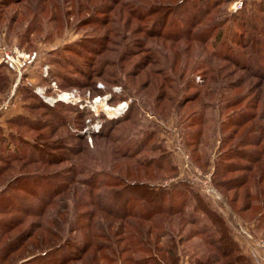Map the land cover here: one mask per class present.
<instances>
[{
    "label": "rangeland",
    "instance_id": "374dc122",
    "mask_svg": "<svg viewBox=\"0 0 264 264\" xmlns=\"http://www.w3.org/2000/svg\"><path fill=\"white\" fill-rule=\"evenodd\" d=\"M181 1L0 0V63L5 53L16 61V67L10 70L0 67V106L6 100L11 102L8 110H0V134L7 136L8 141L12 135L17 137L21 134L31 143H44L45 150L53 156L50 162L44 163L12 162V168L0 161V166L6 168L0 174V190L9 181L15 186L3 191L0 197L6 200L11 192L30 196L22 191V187L31 184L21 179V175L27 173L60 172V180L68 182L69 176L76 179L65 192L60 191L54 196L57 202L46 208L43 218L28 217L29 220H42L51 231L57 232V237L46 232V247L68 238L71 241L83 240L90 231L97 234L95 244L90 246L82 260L74 259L66 264H121L117 251L121 252L125 247L129 249L127 223H137L135 219H126L122 237H115L124 241L113 244V239L110 241L113 247L97 251L98 246L102 247L100 245L107 242L104 238L106 230L113 233L119 222L103 212H94L95 204L88 200V195L93 199V192L90 190L88 193L80 180L87 175H75L73 168L84 165L89 169L127 174L130 182L146 180L168 184L175 178L170 168L146 169L140 163L164 151L170 152L178 164L177 176L189 178L194 188L227 220L232 232L238 233L234 235L235 239L241 248L245 244L253 262L264 264V220L260 217L264 212V76L259 75L264 61L259 63L252 56L254 48L264 54V34L259 33V30H264L259 27L260 21L264 27V4L263 7H255L256 2L263 0H240L242 6L245 2L243 8L249 13L247 21L253 40L249 47L251 40L247 38L245 42L241 39V44L230 43L234 26L232 18L236 14L241 18L240 12L244 10L236 5L239 0H224L210 14L213 21L223 22V28L228 31L222 39L227 40L228 47L232 44L230 50L234 57L241 62L246 61L247 69L233 61L215 57L211 41L202 43L180 39L172 42L147 33L148 27H152L168 3L181 10L183 19H178L183 30L189 23L187 14L193 7L183 4L186 0ZM181 4L186 6L184 12L180 9ZM150 7L152 16L139 18ZM253 8L256 14H252ZM153 26L158 28L157 23ZM217 34L214 33V40ZM222 51L226 52V49ZM85 58L87 65L83 61ZM163 92L166 98L161 101L158 96ZM63 94H68L67 100L61 97ZM185 95L191 97L182 103ZM100 100L112 108L122 107L121 111L109 115L106 110L96 107ZM205 102L211 105L206 111ZM127 112H130L127 118L112 125L113 120ZM241 112L250 119L241 125H233L239 116H243ZM199 113L204 115L205 122H202L204 118L199 120ZM243 119L245 121L246 116ZM111 125L110 135L94 134ZM147 135L150 138L148 144L135 159L120 155L118 137H122L123 142L125 136H130L135 142ZM121 149L124 151L122 146ZM235 149L238 152L244 150L250 156L259 155L260 161L251 164L238 155L225 157L224 164H251L254 169L245 173L241 169L234 170L239 168L237 166L225 170L220 166L219 171L213 174L216 152L225 155ZM243 174H247L248 182L242 185L213 183V179L215 182H230ZM195 176H198L199 183L193 180ZM112 201L106 198L104 203ZM76 213L84 216L78 219ZM9 215L27 217L20 212L7 211L0 213V218ZM235 216L251 238L247 239L235 230ZM181 217L179 214L169 217L179 226H169L172 233L163 236L160 243L165 244L174 237L178 243L175 251L180 258L179 264H190L191 259L203 254L204 237L197 235L196 227L185 219L178 223ZM77 223L81 228L76 227ZM27 224L23 223L14 232ZM147 231V237L152 240L158 233L152 231L150 236L151 230ZM86 239L91 240V237ZM27 245L22 253L0 260V264H19L27 260L37 249ZM131 250L124 256L133 255L135 259L148 256L146 252L135 254ZM73 251H60V257L71 255ZM96 256L99 258L95 259ZM50 260L46 262L49 264Z\"/></svg>",
    "mask_w": 264,
    "mask_h": 264
},
{
    "label": "trees",
    "instance_id": "16d2710c",
    "mask_svg": "<svg viewBox=\"0 0 264 264\" xmlns=\"http://www.w3.org/2000/svg\"><path fill=\"white\" fill-rule=\"evenodd\" d=\"M181 2H183V0ZM220 2H224V0H186L183 4L186 6H192L193 9L187 14L189 23L183 30L178 19H183V16L180 15L181 10H176L178 6L175 7V4L168 3L167 7L162 8L163 12L157 16V19L153 22L152 27H148L147 33L163 37L166 41L172 42H177L180 39L193 42L200 41L202 43H209L211 41L210 43L213 47L212 54L215 57L233 61L241 68L247 69L246 61L241 62L238 58L234 57V54L230 50L232 44L228 47L229 45L227 40L222 39L225 32L228 31L223 28V22L216 21V23L212 20V18H210V14L213 13L215 6L219 5ZM183 4L180 5V9L184 12L186 6ZM244 4L245 2L243 1L241 9L244 7ZM263 4L264 0L258 1L255 3V7L259 5L263 7ZM243 9L244 10L240 12L242 16L241 18L238 17L237 14L232 18L231 24L234 26L232 27L233 33L230 43L241 44V39L245 42L244 39L247 38L248 40H251L247 45V47H249L250 44L253 43L250 32L251 28L248 26L247 21L249 13L245 10V8ZM251 11L252 14H256L255 8ZM151 14L150 7L147 11H144L139 18H144L145 16V18H147L152 16ZM206 22H209L210 24L204 25ZM156 23L158 24V28L153 26L156 25ZM167 25H169L168 29L166 28ZM261 25L262 21H260L259 27L260 29H264ZM247 27L249 28V31L246 30ZM253 28L255 29V26ZM215 32H218V34L214 40L213 38ZM259 33L264 34V30H259ZM205 35H208V37L206 38ZM259 40L262 42V39ZM242 45L244 46V44ZM218 47H220V50L221 48L222 50L225 48L226 52L218 50ZM252 51V56L256 57L259 60V63L264 61V54H262L259 49L254 48ZM242 57L243 56L241 55L240 58ZM85 60L87 59L85 58L83 60L87 65ZM0 67L10 70L9 65L5 62H1ZM261 67L263 70L259 68V75L264 76V63ZM24 88L30 90L29 88ZM159 94L160 96L158 97L161 101L166 98V94L164 92ZM190 97L191 95L183 96L182 103L188 101L187 98L189 99ZM208 102H205L203 105L204 111L211 106ZM129 114L130 112H127L121 118L113 120L112 125L116 121H121V119L127 118ZM240 114L246 116V120L244 121L243 116L241 115L239 116L240 119L237 118L238 120L234 122L233 125H241L246 122L247 119H250L249 116L247 117L246 113L241 112ZM55 116L59 118L58 112H55ZM199 117V120H201L204 118V115L199 113ZM202 122H205V118ZM112 125L109 126L108 129L100 132L98 131L94 134L98 136L108 135ZM221 135L222 134L220 133V138L222 139ZM148 139L150 138L147 135L146 137L137 139L134 142L130 136H125V139L121 142L122 137H118V150L120 155L128 159H135L147 146L149 141ZM9 141L13 144H10ZM9 141L7 140V136L2 133L0 134V142L3 144V146L0 147V161L3 162V165L9 166V168H12V162H22L23 164L36 162L44 163L50 162L53 157L45 150L46 146L44 143L38 141L31 143L28 140H25L21 134H18L17 137L12 135ZM120 144H122L121 146L124 151L121 149ZM216 153L217 157L212 163V166H214L213 174H216L219 171L220 166H222L223 170L228 169V167L237 166L239 168L234 170L238 171L241 169L245 173L246 171L248 173L254 169L250 165L260 161L259 155L253 154L250 156V154L245 153L244 150L238 152V149H235L231 153H227L225 155L220 152ZM236 156H240L246 160L248 159L251 164L244 165L234 164L231 162H225L224 164L225 157L233 158ZM169 158L172 159V161ZM140 163L141 166L144 165L146 169L149 167L158 169L166 167L170 168V171L175 175L174 181L168 184L150 182L146 180L130 182L127 179V174L124 175L119 172L115 173L112 170L89 169L84 165H76V167L73 168V174L87 175L80 180H82V184L85 185V189L88 193H90V190L93 192V199L92 196L90 197V195H88V200H91V202L93 201V205L95 204L93 208L94 212H103L111 217V219H114L113 221L119 222L117 229L113 233L110 232L109 229L106 230V236L102 237H104L107 242L101 244L100 246L102 247L98 246L97 251L104 249V247L106 249H110L113 247L115 242L117 244L119 242H123V238H121L122 240H119L115 239V237H122V231L125 227L124 221L126 219H135L137 223H127V226L129 227V236L127 239L129 249L124 246L125 248H123L121 252L117 251L118 256H121L122 259L121 264H179L180 258L175 251L178 243L174 241V237L170 238V240L165 244H162V242L160 243L163 236H168L169 232L172 233L169 226L178 228L179 224H174L173 220L169 217L179 214L183 217L178 220V223H181L185 219L188 224L196 227L195 232L197 235L204 237V248L202 249L203 254L197 255L194 259H191L190 264H255L251 257L244 252L240 244L235 239L227 220L211 205V203L199 190L194 188L193 182L189 178L177 176L179 172L178 164L174 162L170 152L164 151L161 155L142 160ZM208 163V165H210V162ZM4 169H6L4 166H0V174ZM60 176H62L60 172L50 174L35 172L21 175L22 180L31 183L30 185L22 187V191L28 192L30 196L27 197L23 194L21 195L11 192L6 196V200H4V197H0V213L8 211L12 213L20 212L27 215L25 218L23 216L20 217L12 215L0 218V243H2L0 244V260L5 261L6 259L15 257L16 254L22 253V251L28 247L27 244H31L32 247H36L37 249L35 252L30 254L27 260L19 264H48V262H46L48 259H51V264H66L70 260H82L86 251L91 248L90 246L95 244L94 238L96 239L97 234H94V231H90L85 234V238H83V240L71 241L68 238L57 245L46 247L45 243L48 235H46V232L55 237H57V232L51 231L47 224H45L42 220L28 219V217L32 216L43 218L46 208L57 202L54 198L59 193L65 192V190L69 188L68 185L76 182V179L72 176H69L68 182L60 180ZM262 176L263 175H261V177ZM213 181V183H216L217 185H227L228 183L242 185L248 182V176L247 174H243L240 178L237 176L235 179L230 180V182H226L224 180H216L215 182L214 179ZM9 184L11 185L9 186ZM13 187L15 186H12V183L9 181L5 188L0 190V194L3 195V191H6L9 188L13 189ZM39 191L40 193H38ZM247 195H251V193H247ZM31 196H33V198L29 199ZM106 198L113 201L110 203H104ZM27 202L29 203L27 204ZM75 215L78 216V219L81 218V216H84L83 214L77 215V213ZM261 216L264 220V212L260 214V217ZM25 222L28 224L23 229L14 232L16 228L20 227ZM260 222L263 224L262 220ZM78 224L79 223H77L76 227L81 228ZM147 229L151 230L150 236L152 235V231H158L157 235H154L155 238L153 240L152 238L149 239L147 237L149 236ZM111 234L114 235L112 236ZM90 237L91 240L86 239ZM113 239L115 240L114 242H112ZM110 241L113 243L112 246ZM65 249H73L74 251L71 255H64L60 257L59 252H63ZM130 249H132L131 251L135 252V254L139 251L146 252L148 253V256L136 259L133 255L125 257L124 253L130 252ZM57 257H60L58 262L53 263V261H56ZM97 258L99 257L96 256L95 259ZM83 264H85V262Z\"/></svg>",
    "mask_w": 264,
    "mask_h": 264
},
{
    "label": "built area",
    "instance_id": "2783aa9c",
    "mask_svg": "<svg viewBox=\"0 0 264 264\" xmlns=\"http://www.w3.org/2000/svg\"><path fill=\"white\" fill-rule=\"evenodd\" d=\"M236 5H238V7H241L242 6V1H238L236 2ZM1 61L7 63L9 65L10 68H15V64H16V61H15V58H13L12 55H10L9 53H5L4 56L1 57ZM11 106V102H9V100H6L4 101L1 106H0V110L1 112H5L6 110H8ZM0 112V114H1ZM1 119V118H0ZM198 175V174H197ZM198 176H195V178L193 179L194 181H198V183L200 182L198 179H197ZM209 177H210V173H209ZM213 186L211 185V188ZM264 245V243H263Z\"/></svg>",
    "mask_w": 264,
    "mask_h": 264
},
{
    "label": "crops",
    "instance_id": "0c3cea01",
    "mask_svg": "<svg viewBox=\"0 0 264 264\" xmlns=\"http://www.w3.org/2000/svg\"><path fill=\"white\" fill-rule=\"evenodd\" d=\"M212 186H213V185H212ZM235 217H236V216H235ZM234 221H235V224H236L235 230L237 229L241 235L245 236V238H247V239H248V238H251V237H250V233H249L248 230L243 226L242 222H241L237 217L234 219ZM234 232H235V234H234ZM234 232H233V234L236 236L238 233H237L236 231H234ZM242 248H243L244 252L250 256V253H251V252L248 251V249L246 248L245 244H244V246H243ZM250 251H251V250H250ZM256 264H260V263L258 262V263H256ZM261 264H262V263H261Z\"/></svg>",
    "mask_w": 264,
    "mask_h": 264
},
{
    "label": "bare ground",
    "instance_id": "6f19581e",
    "mask_svg": "<svg viewBox=\"0 0 264 264\" xmlns=\"http://www.w3.org/2000/svg\"><path fill=\"white\" fill-rule=\"evenodd\" d=\"M61 97H62L64 100H67V99H68V94H63V95H61ZM122 105H123V104H122ZM125 105H126V104H125ZM125 105H124V107H125ZM96 107H97V108H102V109L106 110V112H107L109 115L119 114V112L121 111V108H122V107H116V108L109 107V106L105 105V103L102 102L101 100H100L99 103L96 102ZM124 107H123V108H124Z\"/></svg>",
    "mask_w": 264,
    "mask_h": 264
}]
</instances>
